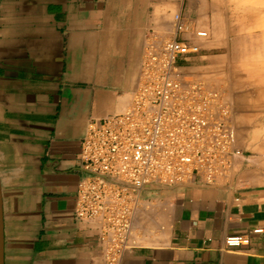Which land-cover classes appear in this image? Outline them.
Returning a JSON list of instances; mask_svg holds the SVG:
<instances>
[{
  "label": "crops",
  "instance_id": "obj_1",
  "mask_svg": "<svg viewBox=\"0 0 264 264\" xmlns=\"http://www.w3.org/2000/svg\"><path fill=\"white\" fill-rule=\"evenodd\" d=\"M237 8L229 0H0L3 264H108L99 221L73 213L80 143L88 122L131 104L147 47L175 36L199 45L177 59L182 75L231 104L237 155L209 183L195 174L146 185L132 222L137 245L115 264H264V232L252 231L264 229L256 98L264 34H246ZM174 13L188 32L174 34ZM198 28L206 38L194 36ZM236 234L249 243L226 249Z\"/></svg>",
  "mask_w": 264,
  "mask_h": 264
},
{
  "label": "built area",
  "instance_id": "obj_2",
  "mask_svg": "<svg viewBox=\"0 0 264 264\" xmlns=\"http://www.w3.org/2000/svg\"><path fill=\"white\" fill-rule=\"evenodd\" d=\"M173 32H188L180 13L173 15ZM193 34L198 39L208 35L203 28ZM198 51L196 42L177 36L158 47L150 44L131 104L87 124L79 157L84 175L73 213L79 220L99 221L98 239L108 264L137 245L132 222L146 185L173 186L195 174L209 183L237 155L231 104L202 81L184 79L177 65L178 58ZM248 243L246 234L224 239L226 249Z\"/></svg>",
  "mask_w": 264,
  "mask_h": 264
},
{
  "label": "rangeland",
  "instance_id": "obj_3",
  "mask_svg": "<svg viewBox=\"0 0 264 264\" xmlns=\"http://www.w3.org/2000/svg\"><path fill=\"white\" fill-rule=\"evenodd\" d=\"M229 1L235 3L237 7L239 6L237 10L240 11V14L238 12L236 13L235 16L236 18H234V21L236 22L242 21L244 23L243 24L244 32L246 34H256V33L264 34V0H229ZM164 41L165 40H163V42ZM246 68L249 70V66H247ZM261 70H262L261 72H264V65H262ZM259 71H260L259 68H257L256 71H252L251 76H256L257 74H259ZM184 79L197 80L195 77H187V76L186 77L184 76ZM262 82L264 83V78H262ZM216 89H220V88H216ZM256 98L259 103L258 105L263 110L261 116L264 117V89L262 90V92L257 93ZM125 109L119 112H122ZM262 122L264 123V118L262 119ZM262 154H264V147L261 150V155Z\"/></svg>",
  "mask_w": 264,
  "mask_h": 264
},
{
  "label": "water",
  "instance_id": "obj_4",
  "mask_svg": "<svg viewBox=\"0 0 264 264\" xmlns=\"http://www.w3.org/2000/svg\"><path fill=\"white\" fill-rule=\"evenodd\" d=\"M0 264H3V217H2L1 193H0Z\"/></svg>",
  "mask_w": 264,
  "mask_h": 264
}]
</instances>
